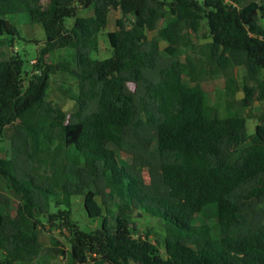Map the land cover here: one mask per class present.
Segmentation results:
<instances>
[{
	"label": "trees",
	"instance_id": "1",
	"mask_svg": "<svg viewBox=\"0 0 264 264\" xmlns=\"http://www.w3.org/2000/svg\"><path fill=\"white\" fill-rule=\"evenodd\" d=\"M263 1L0 0V142L12 129L9 156L0 157L8 192L0 190V264H33L37 230L44 226L38 216L69 231L68 264H264V120L247 132L234 107L237 81L224 74L235 51L246 70L242 106L251 107L255 91V99L264 100L258 77ZM88 8L92 16H76ZM110 8L132 14L133 22L127 28L118 18L117 29L107 32L111 55L93 59ZM166 13L170 18L160 26ZM17 14H27L45 33L35 76L23 71L17 52L3 58L5 35L10 47L17 35L6 29L5 17ZM202 19L210 40L192 44L182 60L172 43L185 31L198 34ZM146 31L156 34L149 38ZM160 40L168 43L165 55ZM63 48L74 53L75 68L68 71L78 87L70 113L46 99L50 75L64 67L45 58ZM216 73L225 75V85L212 104L200 82ZM186 75L196 83L185 82ZM145 139L152 141L148 148L141 146ZM111 146L129 158L118 160ZM116 185L125 200L114 224L104 217L90 232L74 225L73 196L82 197L88 217H99L97 192ZM135 210L160 223L162 250L147 234L133 235Z\"/></svg>",
	"mask_w": 264,
	"mask_h": 264
},
{
	"label": "rangeland",
	"instance_id": "2",
	"mask_svg": "<svg viewBox=\"0 0 264 264\" xmlns=\"http://www.w3.org/2000/svg\"><path fill=\"white\" fill-rule=\"evenodd\" d=\"M45 4V3H44ZM264 6V1L261 2ZM93 15V9H79L76 12V16L89 17ZM122 18L124 25L128 28L133 22V15L128 14L122 17L119 9L110 8L107 13V22L105 27L97 33L98 50L91 53L93 59H105L109 57L112 53L111 47L108 42L107 32L117 29L116 20ZM170 16L166 13L164 18L159 22V25H165L166 21ZM68 24H72L73 18L66 19ZM6 29L10 30L12 28L17 32L13 39V46H7L10 37L5 35L7 42L2 47L4 52L3 58H7L9 53L17 52L23 58V71H26L28 75L35 76L40 74L38 67H34L36 62L35 58L37 55V50L40 49L44 40L45 33L42 26L38 23H31L27 14H17L5 17ZM261 25L264 27V18L260 19ZM206 29V21L201 20V28L198 34H193L191 31H185L183 36L172 45L181 50V59L184 60L187 53L191 50L192 44H202L209 41V37ZM149 38L155 36V31H146ZM166 41L160 40L159 47L162 55H165L164 47L167 46ZM231 65L228 67L224 74H233L238 85V90L234 95V107L243 115L246 119L247 132L253 134L255 131V126L258 123L259 117L264 120V100L259 101L256 96L257 91L254 92V99L250 108L242 106L241 99L244 96L242 91V86L244 82V77L246 70L244 67V62L237 63L235 51H231L228 54ZM31 61H34L32 64ZM45 63L49 64H62L64 69L56 70L50 75L49 85L46 93V99L49 101L50 105L56 109L60 108L66 113H70L74 108V99L77 95V80L68 71L69 69H74V53L70 48H63L50 52L45 58ZM222 73L210 74L205 79H203L200 84L208 93L209 100L214 104V97L216 90H222L225 85V75ZM264 81V70L260 72L258 76ZM27 78L23 82V87L27 85ZM184 81L193 85L196 80L191 75L184 76ZM12 135V129H6L4 131L3 138L0 142V157L5 158L9 156L10 152V138ZM249 143V142H248ZM247 144V143H245ZM152 145L150 139H145L141 142V146L148 148ZM115 151L118 160H127L129 156L118 150L116 147L111 146ZM237 156V152L231 153V160ZM143 178L145 182H148V174L146 170L143 171ZM4 184L0 182V190L6 191ZM7 192V191H6ZM8 193V192H7ZM57 196V195H56ZM11 207L14 208L16 204V199L12 196ZM59 197V196H58ZM96 201L102 207V215L95 218H90L86 214L81 196H73L71 198L70 207V218L71 221L79 229L84 232L93 231L101 226L104 217L108 219L110 224H114V219L116 217L118 208L123 204L125 197L122 193L120 185H116L115 188H106L97 192L95 196ZM51 212H56L58 208L53 205V199H51ZM62 208L61 206H59ZM137 210L133 211L130 215L131 225L134 226L133 235L136 237L143 238L145 234L153 243H158L161 250L163 249V236L164 231L160 223L155 219L146 214L137 215ZM38 218L44 224L43 227H38V249L37 256L33 264H68L70 257V234L67 229L57 223L53 226L50 223H46L44 216H38ZM4 254L0 251V262L3 260ZM20 264V263H17ZM88 264H106L101 262H88Z\"/></svg>",
	"mask_w": 264,
	"mask_h": 264
},
{
	"label": "built area",
	"instance_id": "3",
	"mask_svg": "<svg viewBox=\"0 0 264 264\" xmlns=\"http://www.w3.org/2000/svg\"><path fill=\"white\" fill-rule=\"evenodd\" d=\"M32 63H34V61H31Z\"/></svg>",
	"mask_w": 264,
	"mask_h": 264
},
{
	"label": "crops",
	"instance_id": "4",
	"mask_svg": "<svg viewBox=\"0 0 264 264\" xmlns=\"http://www.w3.org/2000/svg\"><path fill=\"white\" fill-rule=\"evenodd\" d=\"M3 191V190H2Z\"/></svg>",
	"mask_w": 264,
	"mask_h": 264
}]
</instances>
